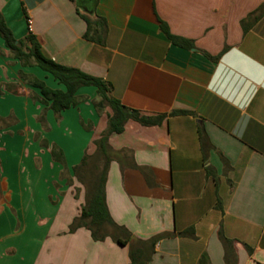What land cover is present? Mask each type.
I'll list each match as a JSON object with an SVG mask.
<instances>
[{
    "label": "crops",
    "instance_id": "1",
    "mask_svg": "<svg viewBox=\"0 0 264 264\" xmlns=\"http://www.w3.org/2000/svg\"><path fill=\"white\" fill-rule=\"evenodd\" d=\"M0 14L128 109L166 115L109 137L116 228L71 231L87 202L75 171L112 110L82 87L56 114L32 82L64 87L0 37V264H264V0H0ZM84 16L104 20L90 39Z\"/></svg>",
    "mask_w": 264,
    "mask_h": 264
},
{
    "label": "trees",
    "instance_id": "2",
    "mask_svg": "<svg viewBox=\"0 0 264 264\" xmlns=\"http://www.w3.org/2000/svg\"><path fill=\"white\" fill-rule=\"evenodd\" d=\"M84 19L88 25L87 39H90V34L97 32V29L103 30V19L99 18L93 21L85 16ZM160 26L163 33L173 44L185 48L192 47L190 41L172 35L167 24L163 21H160ZM0 37L14 58L18 59L23 65H34L40 68L64 87V90H53L47 87L44 82L35 78L32 82V85L39 89L42 101L49 104V107L56 114L77 105V93L82 87H95L99 97L97 108L102 110L109 107L112 110L108 120V129L96 142V154L85 156L83 162L75 171L77 178L87 187V202L82 207L80 216L74 220L71 228V231H75L80 227H87L92 232L95 241L104 240L107 237V229L109 227L116 228L109 215L105 196L108 166L111 157L118 154L110 152L109 137L113 134H122L129 120H135L143 126H159L166 119V115L146 117L141 116L138 111L128 109L110 96L111 88L104 80L90 76L80 70L62 66L51 60L35 37L29 36L26 42L16 40L1 14ZM98 168L100 169L97 172ZM119 243L125 244L126 242Z\"/></svg>",
    "mask_w": 264,
    "mask_h": 264
},
{
    "label": "water",
    "instance_id": "3",
    "mask_svg": "<svg viewBox=\"0 0 264 264\" xmlns=\"http://www.w3.org/2000/svg\"><path fill=\"white\" fill-rule=\"evenodd\" d=\"M89 1H94V0H89Z\"/></svg>",
    "mask_w": 264,
    "mask_h": 264
}]
</instances>
